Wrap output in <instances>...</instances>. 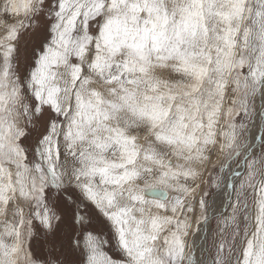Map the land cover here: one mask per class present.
<instances>
[{
  "label": "snow or ice",
  "instance_id": "6c2138e0",
  "mask_svg": "<svg viewBox=\"0 0 264 264\" xmlns=\"http://www.w3.org/2000/svg\"><path fill=\"white\" fill-rule=\"evenodd\" d=\"M0 264H264V0H0Z\"/></svg>",
  "mask_w": 264,
  "mask_h": 264
}]
</instances>
